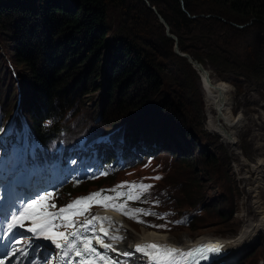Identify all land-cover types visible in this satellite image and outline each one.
I'll return each mask as SVG.
<instances>
[{"label":"trees","instance_id":"16d2710c","mask_svg":"<svg viewBox=\"0 0 264 264\" xmlns=\"http://www.w3.org/2000/svg\"><path fill=\"white\" fill-rule=\"evenodd\" d=\"M146 1L0 0V36L7 35L10 40L4 44L7 48L6 57L4 60L1 58L0 64L8 76H0V82L9 80L4 91L0 88V126L16 107L12 126L15 133L21 126L26 128V148L35 140L44 141L46 136H54L62 128L65 129L62 124L65 116L76 102L79 104L80 99L84 101L87 98L93 82L102 72L105 89L111 93L113 100L122 103L116 107L110 106L109 95L105 93V103L97 115L91 113L92 116L81 118L83 125L73 132L67 129L73 142L83 146L95 140L98 125L97 136H112L113 140L109 136L104 137L111 139L112 145L121 137V152L125 156V162L142 156H152L156 160L155 154L160 149L170 158L173 155L186 156V149H183V144L181 146L175 141L174 135L189 137V140L183 139L189 145L198 146L194 144L196 138L193 136V122L189 117L183 116L181 95L178 90L173 89V85H168L172 78L167 74L172 77L174 75L170 69L163 70V64L159 63V56L166 57L165 53L159 51L156 55L155 45L151 40L155 41V36L147 41L140 35L139 30L143 31L141 28L144 23L153 25L151 15H147L143 24L136 26L134 22H137V18H134V22L131 20V29L124 27L122 33L121 30H113L111 38L106 42V33L110 30L107 27L106 12L113 6L120 9L123 15H128L132 9L131 3V7L138 5L148 13L154 9L167 24L169 32L176 36L179 50L187 52L190 48L184 49L186 46L178 40V33L191 23L212 22L218 28L233 33H242L244 30L238 32L232 25L220 19L237 25L253 23L260 28L258 48L263 51L264 0H181L182 4L179 0H166L167 6L164 7L161 6L163 0ZM187 14L198 16L190 19ZM161 35H156L159 42L162 43L164 39L169 47L171 41ZM193 53L195 55L191 56L201 63L196 51ZM177 59V66L186 71L182 74L186 79L189 78L187 72L193 74V70L183 59ZM14 73L20 80L19 90H22V94L17 97L16 90L10 95L11 89L13 90V81L10 80ZM164 83L167 85L162 89ZM153 99L158 101V106L151 105ZM147 111L152 115L147 114ZM178 118L180 126L175 127ZM187 128L193 130V133L187 132ZM13 142L14 140L9 145L11 153L13 149L15 152L19 151L21 135L12 148ZM204 157L203 166L211 170V166L215 164L213 155L206 154ZM183 186L184 181L175 183L174 193L169 195L165 191L159 202L166 204L171 200V203L175 204V191H182ZM194 194L197 195L198 190ZM197 201L198 204H194ZM185 203L193 207L197 205V208L181 211L184 217L167 221V229L193 227L191 223L194 219L197 222L202 219L201 211H210L206 205H200L202 202L198 197ZM168 207L169 212L173 211L172 205ZM216 213L218 217L222 216L221 211L217 210ZM172 223L174 227H171ZM160 224H163V221ZM234 264L245 263L239 259Z\"/></svg>","mask_w":264,"mask_h":264},{"label":"rangeland","instance_id":"374dc122","mask_svg":"<svg viewBox=\"0 0 264 264\" xmlns=\"http://www.w3.org/2000/svg\"><path fill=\"white\" fill-rule=\"evenodd\" d=\"M131 4L130 8L132 9L128 15H123L120 9L113 6L108 8L106 20L110 30H107L105 40L107 42L111 38L113 30H121L120 33H122L125 30L124 27L131 29V20L134 22V18H137V22H134V26H136L143 24L147 15H151L153 25L144 23L141 28L143 31L139 30L140 35L145 40L155 36L156 42L151 40L155 45L156 55L159 51L165 53L166 57L159 56V63L163 64V70L170 69L171 74L174 75L172 77L167 74L172 78L168 85H173V89L178 90L181 95L182 113L184 118L189 117L193 122L192 126L195 129L193 136L196 138L194 144H198V146L189 145L185 141L189 140V137L183 136L184 140L174 135L175 141L177 140L181 146L183 144V149H186V156L173 155L170 158L160 149L155 154L156 160L152 156H148L145 157L148 160L144 163L133 167L126 166L133 160L127 161L128 163L125 165L118 162L116 178L121 185L129 188L133 183L152 186L142 194L145 208L141 212L135 213L142 215L141 219L146 223L141 222V225H136L127 222L125 224L126 235H131L128 242L138 238L141 234L140 231L145 232L146 230L161 233L167 241L181 242L184 245L192 243L200 237L232 239L238 236V232L244 225L258 224L261 221L264 223V50L259 51L258 48L261 35L259 26L245 23L240 24L241 27L238 28L234 26L237 24L220 19L222 22L232 25L238 32L244 30L242 33H233L226 29L223 30L220 26L218 28L212 22L210 24L202 21L191 23L178 33V40H181L182 44L186 46L184 49L190 48L189 53L179 50V48L175 49L177 46L176 36L169 32L167 24L158 17L154 9L148 13L138 5L131 7ZM161 6H167L166 0L161 2ZM182 10L185 11L183 7ZM122 15L124 22L121 19ZM192 16L189 18L195 19L198 15ZM156 35L168 38L171 41L170 46L165 44L164 39L160 43ZM7 41H10L7 35L0 36V64L1 58L4 60L6 57L7 48L4 44ZM193 51H196L197 58L201 60L202 64L195 59L201 64L200 69L204 68V73L200 70L198 73L192 64L182 56L185 53L193 58L191 56L194 54ZM177 58L183 59L193 70V74L187 72L189 78L186 79L182 74L184 69L177 66L179 65ZM207 71L210 74L209 78L215 81V89L212 93H208L207 89L203 88ZM22 72L27 74L24 70ZM4 75H6L5 71L0 67V76ZM6 77L8 78L7 75ZM8 81L0 82L2 91L7 88ZM10 81H13V90L11 89V93L9 91L10 95L15 90L16 97L21 95L20 80L15 73ZM23 84L26 85L25 82ZM165 85L167 84L164 83L162 89L166 88ZM92 86L91 88L94 90H89L87 98L84 101L80 99L79 104L75 100L76 104L62 121L63 126L71 132L77 130L81 124L83 125L84 121L81 118L92 116L91 113L98 114L105 103L103 98L105 93L109 95L110 106L116 107L117 104L122 103L113 100L111 93L107 88L105 89L102 72ZM223 91H226L229 96V106L227 105L226 112L230 119L239 123L237 129L227 135L219 132L210 120V109L214 105H219ZM155 104L159 105L158 101L153 99L151 105L155 106ZM147 114L152 115L148 111ZM176 125L180 126L179 118L175 127ZM85 127L86 125L84 130ZM186 131L193 133V130L189 128ZM67 135L69 136V133ZM0 154L3 153L0 152ZM206 154H212L215 161L211 170L203 166ZM160 175L163 178L156 184L154 191V183L157 180L154 177ZM183 181L185 183L183 190L175 191L176 203L172 204L169 200L166 205H172L173 210L180 213L183 210L197 208V205L193 207L187 205L185 201H193L195 197H198L202 202L200 205H206L210 211L206 213L201 211L202 219L198 222L194 219L191 223L193 227L160 230L161 227H156V225L166 219L167 212L159 206L156 200L157 193L166 191L171 195L174 193L173 185ZM133 190L140 191L139 189ZM196 190H198L197 195L194 194ZM194 204H198V201ZM217 210L222 212V216L218 217ZM145 212L149 214L145 215ZM107 224L109 222L104 223L106 227ZM148 226L153 229H147ZM237 250L240 251L235 258L223 262L234 264L241 259V262L243 261L245 264H264V234L256 233L253 240Z\"/></svg>","mask_w":264,"mask_h":264},{"label":"snow or ice","instance_id":"6c2138e0","mask_svg":"<svg viewBox=\"0 0 264 264\" xmlns=\"http://www.w3.org/2000/svg\"><path fill=\"white\" fill-rule=\"evenodd\" d=\"M50 123V122H49ZM100 175H107V173L101 172ZM154 179H160L159 176L154 177ZM118 187H123V185H119ZM131 189H139L140 191L136 194H128L129 200H139L143 192H146L151 185L147 184H135L133 183ZM111 191L115 192L116 189H112ZM53 193L48 192L46 194H37L38 198H31L29 197L26 202H23L20 207H16L14 210V214L11 216V223L8 225L9 228L13 226H19L20 228H24L25 221H30V226L27 227V231L42 237L45 240L51 242L52 245L55 246L57 250H61L64 252V255H67L68 251H75L76 256H82L84 253L91 254L90 259L86 261H82L81 264H94V258L99 254L96 252V249L92 246V239L89 237H84L81 241L82 249L77 248L74 241L68 240V233L63 231H57L56 229L60 227L65 228H72L74 226L75 221H73V216L83 215L85 211L88 210L90 204L88 202H95L103 204L104 207L108 208L111 207L117 211L124 212L125 205L124 204H104V201H110L114 199L111 196L105 195L103 200L96 199L101 197V192H94L89 194L85 197H79L66 205L65 207H60L58 211H51L50 209H55L57 206L53 204H49L47 201L51 198ZM117 195H124V193H117ZM80 206L83 207V210H80ZM76 209V211H71ZM133 212L139 213L141 209H133ZM67 213V214H66ZM125 215H129V213L124 212ZM149 213L145 212V215ZM154 215V213H153ZM132 218V217H130ZM64 221L65 223L60 224L57 223V220ZM98 219L97 217L93 216L91 219H88L85 223L87 225H91L94 220ZM156 227H165V225H156ZM100 231L104 233V235H108V232L104 228H100ZM73 237L77 235L76 232L70 233ZM112 239H119V237H112ZM95 242L99 244L104 249H113L112 244L104 243L98 237L96 238ZM19 243V241H17ZM137 252L144 253L148 255L152 260L156 261L157 264H162L164 261H168L174 259V254L178 253L179 250L172 247L163 246L156 243H149L145 245H136ZM151 250V251H146ZM222 250V245L214 244V245H205L201 248L195 249L196 252L200 253L202 259L207 260L208 253H220ZM123 255L128 256L130 253H123ZM182 255L190 256L192 255L191 252L182 253ZM99 259L104 261L105 264H110L109 258L99 255ZM50 264V262H49Z\"/></svg>","mask_w":264,"mask_h":264},{"label":"bare ground","instance_id":"6f19581e","mask_svg":"<svg viewBox=\"0 0 264 264\" xmlns=\"http://www.w3.org/2000/svg\"><path fill=\"white\" fill-rule=\"evenodd\" d=\"M200 68L201 66L198 67V70L204 73L205 72L204 68L202 69ZM209 75L210 74L207 71L206 72L207 78L204 79L203 88L207 89L206 91L208 93H212L215 89V81L210 79ZM201 80L203 81L202 77H201ZM228 101H229L228 93H226V91H223V94L220 97L219 105H214L210 109V120L213 122L215 128L224 135L230 134L232 131H235L237 127L239 126V123L236 122V120L230 119V117L228 116V113L226 112V107L227 105L229 106ZM103 146H106V144L101 143L98 145V147L100 148H102ZM110 194L114 195L113 192H111ZM105 222H109V220H105ZM107 225H108L107 227L110 228L109 224ZM259 232L264 234V223L262 221L261 223H258V224L244 225L243 228L240 230V232H238L239 233L238 236L235 238L233 237L232 239L228 238V239L221 240L217 238H209V237L201 238L200 237L198 240H195L192 243L184 245V250L186 251L187 249H190V248L197 249L205 245L219 244V245H222V250L220 253H208L207 255L209 258L207 260L202 259L200 253H198V256H197L198 261L196 264H208L210 261H218V260H230V259L235 258L238 252L240 251V250H237V248L245 247L251 240H253L254 235ZM111 233L113 235L109 239L112 243H114L117 246H125L128 242V239L131 237V235L129 234L120 235L119 233H116V231H113V230L111 231ZM112 237H119V239L114 240L112 239ZM140 238H154L160 245L167 246V247H170L167 243L174 244L172 242L167 241V239L165 238L163 234L150 232L147 230L145 232H142L141 235L138 237V241H136L138 242V244L142 245ZM161 240L166 241L167 243L162 242ZM118 250L119 251L115 254L116 257L114 258L116 264H125L129 260L125 258L126 257L125 255H123V253L125 252L130 253V255L128 256L133 257L131 261L134 262V264H142L141 260H143L144 258L143 253L138 252L139 255L134 256L132 254V251H136V250L133 248V245L124 247L122 251L120 248H118ZM214 264H222V263L215 262Z\"/></svg>","mask_w":264,"mask_h":264},{"label":"water","instance_id":"95a60500","mask_svg":"<svg viewBox=\"0 0 264 264\" xmlns=\"http://www.w3.org/2000/svg\"><path fill=\"white\" fill-rule=\"evenodd\" d=\"M144 1H146V0H144ZM180 1V3L182 4V2H181V0H179ZM147 2V1H146ZM158 15V14H157ZM206 16H208V15H206ZM158 17L159 18H161L159 15H158ZM189 17H193L192 15L191 16H189ZM234 26H236V27H241V25H234ZM176 40V39H175ZM175 44H176V42H175ZM175 49L176 50H178L177 49V46H175ZM183 57H185L186 59H187V61H189L191 64H192V66H193V68L194 69H196V71L199 73V71H198V67L199 66H201V64L199 63V62H197L195 59L193 60V58H191L188 54H185L184 53V55H182Z\"/></svg>","mask_w":264,"mask_h":264}]
</instances>
